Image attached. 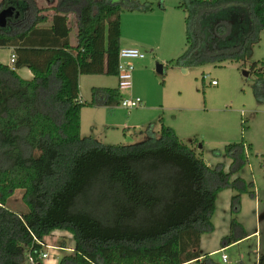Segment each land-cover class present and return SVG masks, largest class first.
Masks as SVG:
<instances>
[{"label": "trees", "instance_id": "16d2710c", "mask_svg": "<svg viewBox=\"0 0 264 264\" xmlns=\"http://www.w3.org/2000/svg\"><path fill=\"white\" fill-rule=\"evenodd\" d=\"M131 2L61 0L51 17L32 2L15 32L0 28V49L16 56L14 69L0 63V264H23L25 248L35 257L56 231L75 242L59 264H217L200 248L203 236L214 232L218 195L236 192L234 216L243 194L254 197L245 181L231 179L248 164L244 140L226 147L232 161L226 173L208 167L162 119L160 137L150 133L139 144L104 146L81 136L84 107L121 105L119 88H93V102H81L79 79L118 77L122 6ZM179 9L187 14L188 50L176 64L184 68L246 64L264 31V0H181ZM227 36L240 38L227 45ZM260 66L264 62L251 71H258L254 96L264 105ZM21 69L33 79H23ZM18 190L25 192L23 215L6 207ZM247 238L233 218L221 246Z\"/></svg>", "mask_w": 264, "mask_h": 264}, {"label": "rangeland", "instance_id": "374dc122", "mask_svg": "<svg viewBox=\"0 0 264 264\" xmlns=\"http://www.w3.org/2000/svg\"><path fill=\"white\" fill-rule=\"evenodd\" d=\"M17 1H20L19 4ZM61 0H5V9L21 6L19 18H10L7 32L16 31L17 21H22L26 10L35 8L42 16H53ZM181 0H134L122 6L121 49H138L145 55L143 60L133 61L132 87L122 91L121 98L141 99L142 106L127 111L121 106L96 105L84 107L81 113V136L92 138L104 146L134 145L149 139L150 133L160 137L163 124L173 129L177 136L210 168L222 166L231 173L232 161L226 154V147L245 141V155L248 159L240 171L231 179H242L255 195L243 194L241 212L232 215L233 190L220 193L213 216L214 232L203 236L202 251L221 247V241L230 233L233 218L240 222L246 235H257L245 239L244 243L229 247L213 255L217 264H257L258 256L264 253V105L254 96L257 72L251 71L254 63L264 62V31L260 42L252 49V55L243 63H223L218 66L205 65L184 68L176 61L188 50L186 23L187 14L179 9ZM151 6L152 11H143ZM3 7H0V12ZM23 15V17H22ZM236 21V20H235ZM237 23V22H236ZM71 44L77 46L78 13L71 14ZM5 28V29H6ZM240 36H227L226 44L238 41ZM223 40V39H222ZM0 63H10V52L0 49ZM164 67L163 74L157 71ZM259 72L264 73L262 66ZM81 82L83 103L93 102L95 87L118 89L115 76H86ZM212 80L217 82L212 86ZM25 192L18 190L6 207L13 213L28 212L24 201ZM201 240V242H202ZM248 240V241H247ZM42 249L35 257L25 248L23 264L32 257L36 261L41 254L48 253V247L73 249L75 242L71 234L56 231L45 238ZM201 251V252H202ZM49 264H59L68 252L50 253ZM228 257L227 263L222 260Z\"/></svg>", "mask_w": 264, "mask_h": 264}, {"label": "built area", "instance_id": "2783aa9c", "mask_svg": "<svg viewBox=\"0 0 264 264\" xmlns=\"http://www.w3.org/2000/svg\"><path fill=\"white\" fill-rule=\"evenodd\" d=\"M145 59V55L140 52L138 49H121L120 55H119V65H118V81H119V90L127 91L131 89L132 87V80H133V72H134V65L133 61L135 60H143ZM16 61L15 54H12L10 57V66L14 69V64ZM212 86H216L217 82L212 80L211 82ZM142 100L141 99H125L121 102V107L124 110L132 111L135 109H138L142 106ZM42 246H45L44 244H41ZM49 252L45 254H41L39 256V259L36 261L32 257L29 259L28 264H49L52 260V256L50 253L52 252H61V251H67L72 252L70 249L66 248H56L49 246L48 247ZM222 260L224 263H227L228 257L226 255H223Z\"/></svg>", "mask_w": 264, "mask_h": 264}, {"label": "crops", "instance_id": "0c3cea01", "mask_svg": "<svg viewBox=\"0 0 264 264\" xmlns=\"http://www.w3.org/2000/svg\"><path fill=\"white\" fill-rule=\"evenodd\" d=\"M52 15H55L54 13H51ZM45 16H47V15H45ZM51 17V16H50ZM71 17V15H69V18ZM121 28H122V25H121ZM122 30V29H121ZM122 32V31H121ZM133 49H135V48H133ZM9 52H10V57H11V55L12 54H14V50L13 49H7ZM2 64H5V63H2ZM5 65H9L10 66V63L9 64H5ZM18 72V74L23 78V79H25V80H31V79H33V75H32V73L28 70V69H21V70H18L17 71ZM86 76H81L80 77V79H79V88H80V96H81V82H82V79L83 80H86V78H85ZM95 89H109V88H99V87H95ZM122 93V92H121ZM98 99H100L101 101H102V98H101V96H100V98H98ZM84 100V99H83ZM83 100L81 99V97H80V101L81 102H83ZM99 100V101H100ZM254 235H257V232H255V233H253V234H251V235H248V237H250V236H254ZM203 239V238H202ZM245 241V240H244ZM244 241H242V242H240V243H238V244H235L234 246H236V245H240L241 243H244ZM248 241V240H247ZM204 241L202 240V242H201V249H202V246L204 245V243H203ZM234 246H232V247H234ZM226 249H228V248H222V246L218 249V248H216V249H214V250H211V251H209V250H201L202 251V255H209V256H211L212 258L214 257L213 255H216V254H218V253H222V251H224V250H226ZM259 257L260 256H258V260H259ZM257 264H258V262H257Z\"/></svg>", "mask_w": 264, "mask_h": 264}, {"label": "water", "instance_id": "95a60500", "mask_svg": "<svg viewBox=\"0 0 264 264\" xmlns=\"http://www.w3.org/2000/svg\"><path fill=\"white\" fill-rule=\"evenodd\" d=\"M21 16V12L17 10L15 6H10L7 9H4L0 12V28H6L8 24V20L10 18H19ZM157 71L159 74L164 72L163 66H158Z\"/></svg>", "mask_w": 264, "mask_h": 264}, {"label": "flooded vegetation", "instance_id": "af4514ba", "mask_svg": "<svg viewBox=\"0 0 264 264\" xmlns=\"http://www.w3.org/2000/svg\"><path fill=\"white\" fill-rule=\"evenodd\" d=\"M8 8V7H7ZM17 8V10L18 11H20V12H23V10H22V7L21 6H18V7H16ZM5 8L3 7V10H4Z\"/></svg>", "mask_w": 264, "mask_h": 264}]
</instances>
